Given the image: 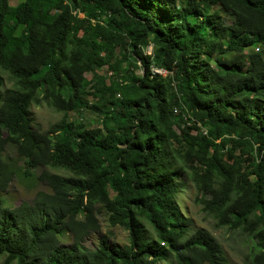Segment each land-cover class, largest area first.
<instances>
[{"label":"trees","instance_id":"16d2710c","mask_svg":"<svg viewBox=\"0 0 264 264\" xmlns=\"http://www.w3.org/2000/svg\"><path fill=\"white\" fill-rule=\"evenodd\" d=\"M42 101L65 116L45 131ZM14 178L46 189L9 206ZM188 181L264 264V0H0L1 264H231ZM99 213L127 243L85 244Z\"/></svg>","mask_w":264,"mask_h":264},{"label":"rangeland","instance_id":"374dc122","mask_svg":"<svg viewBox=\"0 0 264 264\" xmlns=\"http://www.w3.org/2000/svg\"><path fill=\"white\" fill-rule=\"evenodd\" d=\"M16 0H13L15 3ZM231 21L230 17L226 18V23ZM257 49L256 46H253L246 51H251ZM146 52H151V46L146 48ZM101 73L106 72L105 67L100 70ZM143 72L141 67L136 68V73L140 74ZM166 74V73H165ZM164 74V75H165ZM89 77V74H85ZM4 77L8 78L7 74L4 73ZM7 86H11V82L7 80ZM32 114V124L35 128H38L42 131L47 130L51 125L60 121L63 117L62 112L55 110L47 102L42 101L39 104H32L31 106ZM69 119L74 120L75 122H84L87 125H95L96 118L88 110L84 111L82 116L75 115L74 113H68ZM97 124V123H96ZM5 154L10 156H15L16 152L14 147L8 146ZM22 164V162H19ZM40 168L34 170V173H39ZM54 172H63L60 169H49ZM38 189H46L44 184L37 182L35 185H31L25 180L20 178H14V180L9 184L6 192L2 193L5 203L9 206L18 205L21 201L27 200L30 201L34 196V193ZM180 195H178L179 204L184 211V215L190 221V224L193 228L203 227L207 229L219 242L221 248L223 249L226 257L228 258L231 264H246V260L253 251V242L252 240L244 234H241L239 231H230L225 227H217L213 218L203 210L202 204L198 201L199 195L197 194L195 188L191 182H187L185 188ZM80 217H82L80 215ZM99 222L101 224L100 233H93L85 239V244L90 248H94L97 245L98 237L104 234L106 231L111 229L113 233V240L116 241L119 245L127 243L128 241V232L121 226H115L110 228L106 221V217L103 213H99ZM65 243L70 241L67 235L63 236ZM2 256H0V264L2 262ZM15 264V263H12ZM158 264H166L159 262Z\"/></svg>","mask_w":264,"mask_h":264},{"label":"built area","instance_id":"2783aa9c","mask_svg":"<svg viewBox=\"0 0 264 264\" xmlns=\"http://www.w3.org/2000/svg\"><path fill=\"white\" fill-rule=\"evenodd\" d=\"M151 70L153 72H156V73H159V74H162V75H164L166 73L163 69H159V68H156V67H151Z\"/></svg>","mask_w":264,"mask_h":264}]
</instances>
